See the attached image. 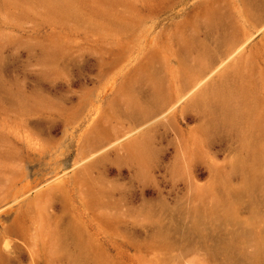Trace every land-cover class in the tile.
<instances>
[{"label": "rangeland", "instance_id": "374dc122", "mask_svg": "<svg viewBox=\"0 0 264 264\" xmlns=\"http://www.w3.org/2000/svg\"><path fill=\"white\" fill-rule=\"evenodd\" d=\"M0 264H264V0H0Z\"/></svg>", "mask_w": 264, "mask_h": 264}, {"label": "bare ground", "instance_id": "6f19581e", "mask_svg": "<svg viewBox=\"0 0 264 264\" xmlns=\"http://www.w3.org/2000/svg\"><path fill=\"white\" fill-rule=\"evenodd\" d=\"M219 93H220V92H219ZM215 95H216V94H215ZM221 95H222V94H221ZM221 95H220V96H221ZM210 96H211V95H210ZM217 97H218V95H216V98H217ZM216 98H215V99H216ZM217 100H218V98H217Z\"/></svg>", "mask_w": 264, "mask_h": 264}]
</instances>
